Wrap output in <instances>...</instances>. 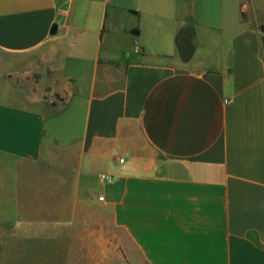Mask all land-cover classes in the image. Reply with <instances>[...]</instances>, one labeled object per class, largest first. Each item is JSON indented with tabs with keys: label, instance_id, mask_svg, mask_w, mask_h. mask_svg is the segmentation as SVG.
<instances>
[{
	"label": "crops",
	"instance_id": "1",
	"mask_svg": "<svg viewBox=\"0 0 264 264\" xmlns=\"http://www.w3.org/2000/svg\"><path fill=\"white\" fill-rule=\"evenodd\" d=\"M259 24V0H0V242L48 245L33 264H264ZM46 160L64 198L27 220L21 166Z\"/></svg>",
	"mask_w": 264,
	"mask_h": 264
},
{
	"label": "rangeland",
	"instance_id": "2",
	"mask_svg": "<svg viewBox=\"0 0 264 264\" xmlns=\"http://www.w3.org/2000/svg\"><path fill=\"white\" fill-rule=\"evenodd\" d=\"M259 1L261 2L264 0ZM249 17L250 19H259L260 23H263V15L259 13L256 15L250 13ZM130 22L131 19L128 18L126 23L128 24ZM261 25L259 24L258 27L262 28V43L264 48V25ZM30 92L31 89L27 85L20 83L9 85V98L12 101L24 102V100H26L24 95ZM52 97L53 95L49 93V89H46L44 101L42 102L43 104L27 103L26 106L43 110L45 105L48 106L50 104V99ZM52 155L63 157L65 156V152L58 149L54 150ZM63 166L64 165L57 166L54 160L42 161L40 164L24 163L21 166L20 194L24 202V205L22 204L24 210L22 215H25L27 220L48 219L49 203L52 202L55 197L58 203L63 201L66 187L64 177H61V174H64ZM36 202L37 204L34 206ZM47 250L48 245L39 243L2 244L0 242V264H33V253ZM18 254L25 255L29 259L24 258L23 260H17Z\"/></svg>",
	"mask_w": 264,
	"mask_h": 264
},
{
	"label": "built area",
	"instance_id": "3",
	"mask_svg": "<svg viewBox=\"0 0 264 264\" xmlns=\"http://www.w3.org/2000/svg\"><path fill=\"white\" fill-rule=\"evenodd\" d=\"M100 177H101V179L103 181H107V182H111L113 180L112 176H108V175H104V174L100 175ZM98 200L99 201H103L104 200V197L103 196H99Z\"/></svg>",
	"mask_w": 264,
	"mask_h": 264
},
{
	"label": "water",
	"instance_id": "4",
	"mask_svg": "<svg viewBox=\"0 0 264 264\" xmlns=\"http://www.w3.org/2000/svg\"><path fill=\"white\" fill-rule=\"evenodd\" d=\"M57 32V25H53L51 34H55Z\"/></svg>",
	"mask_w": 264,
	"mask_h": 264
},
{
	"label": "trees",
	"instance_id": "5",
	"mask_svg": "<svg viewBox=\"0 0 264 264\" xmlns=\"http://www.w3.org/2000/svg\"><path fill=\"white\" fill-rule=\"evenodd\" d=\"M132 13H134V14H137V12H135V11H131ZM134 34H138V31L137 30H133L132 31Z\"/></svg>",
	"mask_w": 264,
	"mask_h": 264
}]
</instances>
